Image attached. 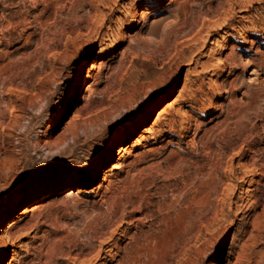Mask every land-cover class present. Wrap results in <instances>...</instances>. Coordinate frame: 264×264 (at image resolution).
<instances>
[{"label":"rangeland","instance_id":"rangeland-1","mask_svg":"<svg viewBox=\"0 0 264 264\" xmlns=\"http://www.w3.org/2000/svg\"><path fill=\"white\" fill-rule=\"evenodd\" d=\"M6 249L264 264V0H0Z\"/></svg>","mask_w":264,"mask_h":264},{"label":"bare ground","instance_id":"bare-ground-1","mask_svg":"<svg viewBox=\"0 0 264 264\" xmlns=\"http://www.w3.org/2000/svg\"><path fill=\"white\" fill-rule=\"evenodd\" d=\"M96 67V63H95V60L93 61V63H92V66H91V68L89 69V72L91 73L92 72V70H93V68H95ZM65 103V102H64ZM62 107H60V109H59V113H61V111H62ZM151 109V108H150ZM164 111H161L160 113H159V117L161 116V114L163 113ZM59 115V114H58ZM50 128H51V125H50ZM135 143V142H134ZM123 147H120L121 149H119L118 150V153H120L121 152V150H123L124 148H125V146H126V144H123L122 145ZM251 165L250 164H247V166L246 167H248L249 169L251 168L250 167ZM252 170V169H251ZM108 172H109V170H105L104 171V174H105V176L108 174ZM89 174H87L86 175V177H88L89 178ZM214 176V175H213ZM211 177H212V172H208L207 173V178L206 179H203V180H199V184H198V189L200 190V192H204V193H208V191L209 190H207L208 189V187L209 186H211V182H210V179H211ZM64 181V184L67 186V187H69V186H75V185H77V182L76 181H74L73 179H70V178H68V179H64L63 180ZM79 183V182H78ZM43 185H44V182H38L36 185H35V188L36 189H38V190H42L43 189ZM209 195V194H208ZM207 196V195H206ZM208 197V196H207ZM205 199H206V197H204ZM199 199V198H198ZM197 202H199V201H197ZM196 203V202H195ZM200 203V202H199ZM205 203H206V200H205ZM201 204V203H200ZM201 206V205H200ZM203 206H205V204L203 205ZM173 207V206H172ZM200 209H202V208H200ZM200 209H199V211H200ZM184 213H185V211H184ZM204 213V212H203ZM181 216H183L182 214L180 215V217ZM8 254H9V249H6V251H5V255H3L2 257H0V263L2 262V261H4L5 259H7V256H8Z\"/></svg>","mask_w":264,"mask_h":264}]
</instances>
